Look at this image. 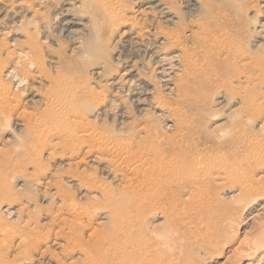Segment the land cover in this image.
<instances>
[{"label":"rangeland","instance_id":"obj_1","mask_svg":"<svg viewBox=\"0 0 264 264\" xmlns=\"http://www.w3.org/2000/svg\"><path fill=\"white\" fill-rule=\"evenodd\" d=\"M68 1L18 0L23 4L15 3V9H10L7 15L8 7L0 3L3 65L10 68L26 54L34 55L30 45L39 42L47 73L55 76L60 55L76 60L79 48L88 44L85 55L77 60L79 64L82 61L85 66H103L109 73L96 76L90 67L81 77L93 89L80 93L78 99L86 100L88 105L97 101L103 104V110H108L102 116L89 118L100 130L93 137L95 140L110 137L103 144L111 153L100 148L79 162L83 154L72 148L75 142H65L58 134L37 141L39 133L26 127V120L33 115L43 122L44 117L39 113L50 107L45 98L49 79L45 74H42L45 80L33 76L35 70L26 71L22 77L27 83L22 82L24 85L14 80L16 73L4 76L5 86L16 88V94L24 93L21 110L26 108L28 114L26 117L15 114L12 123L4 127L7 131H0L1 224L19 227L29 218L42 222L60 217L65 211L64 199L69 196L87 206L91 217L83 216L79 223L63 222L62 228L71 237L80 236L84 244L97 243L93 232L100 234L114 224L103 219L107 213L117 220L132 221L131 247L121 249L127 264H238L240 254L253 248L255 238L264 233V31L250 42L246 36L254 27L262 26L264 0H199L201 6L192 11L187 0H172V14L177 17L172 24L165 20V14L162 16L156 10L142 17L139 0H122L129 14L136 18L138 28H150L149 33L125 44L124 38L111 34L110 23L104 21L97 31L98 37L108 45L107 55L99 51L87 53L96 45L82 26L73 25L65 30L64 18L88 19V15H81L80 7L68 5ZM200 22L206 29L207 40L217 25L227 27L229 41L238 43L246 56L226 61L227 52L218 56L210 47L209 51H203L202 43L199 48L190 45ZM170 33H182L178 44L171 42ZM156 46L162 55L175 57L172 62L180 58L179 68L172 70L175 76L171 74V85L165 84L161 77L165 72L161 73L149 56ZM187 51L193 53L188 58ZM132 64L142 67L148 83L143 80L134 84L117 83L118 86L113 82L120 76L124 78L123 73ZM236 68L250 75L251 82H243L244 76ZM195 72L199 76H194ZM178 80H185L189 88L179 90L174 85ZM153 97L163 102V110L151 104ZM222 98L226 102L221 103ZM66 104L69 106L65 101L54 108ZM68 124L80 130L79 119L68 120ZM46 125L49 126V118ZM239 138L245 140L246 149L249 147L253 157L245 155L242 145L237 147ZM251 140L254 142L250 145ZM258 150L263 152L260 157H256ZM118 151L120 157H117ZM106 156L120 160L119 179L108 174L110 168L103 160ZM200 157L208 166L201 170L200 176L185 178L186 173L194 172ZM76 175L83 177L85 184ZM62 187H65L64 198L56 190ZM140 190L144 193L134 200L136 207L130 213L123 211L120 204H114L117 200L134 199ZM104 237H101L104 252L98 253L97 259L114 264L113 242L116 241L110 236ZM54 238L47 243L52 253L41 256L40 251L35 252L30 256L31 261L24 259V245L18 244V239L10 247L3 245L4 262L0 263L85 264L83 258H76V253L72 257L55 244L64 243L63 239Z\"/></svg>","mask_w":264,"mask_h":264},{"label":"bare ground","instance_id":"obj_2","mask_svg":"<svg viewBox=\"0 0 264 264\" xmlns=\"http://www.w3.org/2000/svg\"><path fill=\"white\" fill-rule=\"evenodd\" d=\"M16 1H18V0H16ZM16 1L15 0H1L0 1L1 4H4L8 7V8L6 7L8 9V11L6 12V15L11 11L10 9H12V11H13V9H15V8H13L15 3L18 5L23 4V2H16ZM62 1H64V0H62ZM139 1L141 2L140 3L141 6H140L139 10H140V14L142 17L144 15H147L149 13V11L156 10L158 13H160V15H162V16H163V14L166 15L164 17L166 21H170L171 24H172V22L173 23L175 22V19L177 17L172 14V5H171L172 0H139ZM47 2H48V0H47ZM56 3L58 5V2H56ZM66 3H68V5H70V6H75L76 8L80 7L81 12H82L81 15H88V19L86 17H84L85 20H83V21H81V20L78 21V20L71 19V18H64L62 20V25L64 26L65 30H68L73 25H80V26H82V28H84V30L88 31V34L91 35V42L93 43V45H96V46L87 53L91 52L93 54V53L99 51V52H102L103 55H107V51H108L107 46L108 45H106V43H104V41H102L98 37V31H97V29L100 28L101 25H103L104 21L110 23L109 27H110L111 34L117 35L120 38H124L123 41L125 42V44H126V42L132 43L135 40H140L143 35H147L149 33L150 28L149 29L147 27L138 28L136 18L133 17V15L131 16L129 14V11L126 8L125 4L122 2V0H69ZM187 3H188L187 4L188 6L192 7L190 9L191 11L193 9L194 10L199 9V7L201 6V1H199V0H187ZM50 5H52V4H50ZM50 5H49V7H51ZM68 7L69 6H67L66 8H68ZM18 9H20V8L18 7ZM15 11H17V10H15ZM42 11H44V10H42ZM66 11H67V9H66ZM198 11H200V10H198ZM19 12L21 13V11H19ZM19 12H17V13H19ZM38 12H39V10H38ZM61 13H63V10ZM61 13H57V14H59V16H60ZM67 13H68V11H67ZM63 14H65V13H63ZM61 16H62V14H61ZM57 18H56V20L55 19L54 20L57 21L58 20ZM87 22L90 24H88ZM188 23H189V21H188ZM262 23L263 24L260 28L255 29V27H254V31L250 30L246 34V36L249 39V42L252 38L256 37L262 29L264 31V22H262ZM44 25H47V24H44ZM144 25H146V24H144ZM43 26H42V29H43ZM215 29H216V31H214L212 33L211 37L208 39L210 41H208L207 40L208 37H207V35H205L206 29L203 28V25L200 22L199 26H198V30L196 32H194L193 35L190 34L192 36H195L193 44H190V45H194L196 48H199V44L202 43L203 51H209L208 48L210 47V49L215 51L214 54H216L218 56L225 55L223 53L227 52L228 54L225 55L226 61H228L230 58L231 59H237V58H243L246 56V52L244 51L243 48H241V46L238 43H235V42L232 43L229 41V37H228L229 34L227 33V29H228L227 27L225 28V26L221 27L220 25H217V27ZM168 35H169V39L172 40L171 42L173 44H178L181 40V37H182V33H175V34L170 33ZM161 37H163V36H161ZM43 40L44 39L42 38L41 41H43ZM191 40H192V38H191ZM160 44H161V41H160ZM149 45H153V44L151 43ZM149 45H147V48L150 47ZM30 47H31L30 51L34 55L29 56L28 54H26L25 56H23V58L18 59L17 60L18 62L15 61L16 64H14V62H13L12 65H14V66L10 65V68H7L6 65H3L5 63V60L2 58V49L0 48V128H1L0 131L1 130H2V132H5V130L7 131V129H5V128L7 125L12 123V119H13L15 114H18L19 117H26V115L28 114V111L26 108L23 107L21 110V100H22V95H24V93L21 92V93L16 94L14 92V89H16V88L11 87V85L5 86V84H3V77L4 76L7 77V75L9 76V74L12 75V74L16 73V74H14L15 76L13 77V78H15L14 80L16 82L18 81V82H21V84H23L24 78H22V77H24V74L26 73V71L31 73L35 70L34 74H32L33 76L37 75V77L40 76L39 77L40 79L43 78V80H45V78L42 76V74H45V76L49 79V82H50L49 86H48L49 88H48L46 95H45V98L48 101V104L50 105V107L48 109H44L42 112L39 113L41 116L44 117L43 122L38 118H34L33 115H31V117H29L28 119L26 118L27 119L26 120V127H28L33 133H36V134L39 133L38 136H36V140L42 141L43 139H47L49 137L53 138L56 136L55 134H58V135H60L59 138L61 140H65V142L66 141H72L71 143L75 142V144L72 146V148L73 149L77 148L75 151L76 153L81 152L83 154V157L79 160V162H82V160H84V157H88L89 155H92L96 150H98L100 148H102L103 151H107L108 153L109 152L111 153V151L107 150V148L105 147V144H103V140L104 139L108 140V139H110V137L106 138V137L102 136V138L100 140H95L93 137L97 136L100 133V130L96 127L94 121H92L91 118H89V116H95V117L96 116L99 117L100 115L102 116L106 112L107 109L103 110L102 109L103 107L101 108V106L103 104H101L97 101H95L93 105H91V104L88 105L86 100L80 101L78 99V95L80 93L86 92L92 88L89 85V82L86 79H83L81 77L83 74H85V73H87V71H89V69H90V67H92V65L88 64V66H85L82 64V61H81V64H79V62L77 61L78 58L81 59V57L85 55L84 52L87 51L89 45L84 44L79 48V51L77 52V55H76V57H77L76 60H74L73 58L67 57L66 55H60V59H59L60 62L57 61L56 62L57 66L55 65L57 67L55 76H51L52 73H47L46 67L42 61V56H43L42 45L39 42H34V43H32V46L30 45ZM154 47H153L152 52H151L152 54H150L149 56H151L153 58L154 65L155 64L158 65V69H160V72L161 73L165 72L164 76L161 74L162 75L161 77H164V81L166 82L165 84L171 85L172 84L171 83L172 75L174 74V76H175V73L172 70L173 69L175 70L176 67L179 68V65L177 66V62L180 61V58H179V60L177 59V60H174L172 62V58L174 59L175 57H169L166 55H162L161 49L158 46H156L157 48H154ZM144 50H145V48H144ZM186 54L187 55L185 57L188 58L193 53L190 51H187ZM128 67L129 68L126 70V72L123 73L124 78L120 76V78L114 79L113 82H115L116 84L117 83L124 84L127 82H129V83L131 82V84H134L135 82H141V81L145 80L144 70H142V67H138V66L133 65V64L128 66ZM91 70H92L93 74H96V76L99 75V76L103 77V76L108 75V73H109L108 71H106L104 69L103 66L102 67H92ZM235 70L239 74L244 76L243 82H245V83L251 82V76L248 74H244L243 69L236 68ZM157 71H159V70H157ZM185 71H187V70H184L183 72H185ZM194 76H199V73L195 72ZM143 83L146 84L145 82H143ZM24 84H27V83L25 82ZM140 84L141 83H138L137 85H140ZM174 85H176V87L179 90H182V89L186 90L189 88V84L187 85V82L185 80L183 82L178 80V82H176V84H174ZM15 86L18 87L19 85H15ZM20 87H21V85H20ZM172 88H173V86H172ZM129 92H127V93L129 94ZM116 94H118V93H116ZM139 94H141V93L139 92ZM33 97H35V95H33ZM145 99H146V97H145ZM31 100H32V97H31ZM148 100H150V99L148 98ZM225 100H227V99L222 98V101H220V102L222 103ZM65 101L68 103L69 106H67V104H66L63 107H59L57 109L54 108L55 105L59 106L61 103H63V102L65 103ZM149 103H150V101H149ZM151 104L152 105L154 104L155 108L160 109V110H163L165 107L163 102L157 97H153V101ZM71 106H74V107L76 106V109H72ZM142 110H144V109H142ZM233 112H234V110H233ZM175 114H177V113H175ZM48 118H49V126L46 125V120ZM72 119H74V120L79 119L80 130H76V129L71 128L69 126L68 120H72ZM18 125L23 126V124H18ZM100 136H101V134H100ZM252 136H257V135H256V133H252ZM249 142L251 145V143L254 141L251 140ZM237 144H238L237 147H240L241 145L244 147L243 152L245 153V155L247 157L249 155L253 154V153H251L249 147L246 149L247 144H245V140H241V138H239V140L237 141ZM119 151L117 152V157L119 155H121V154H119ZM121 153H122V151H121ZM260 155H263V152L258 150L256 152V157L257 156L260 157ZM251 156L253 157V155H251ZM96 158H97V156H96ZM114 159L107 158V156L105 158H103V160L107 162L108 168H110L108 170L106 167V169L109 171L108 174L109 173L113 174V178L117 179L121 173L118 171L122 167L120 166V162H118L120 160H116V159L114 160ZM202 159L203 158L200 157V159L196 163V167H195L194 172L186 173L184 175L185 178L191 177V176H194V178H195V177L200 176V174L202 172L201 170H204L208 166L207 161H204ZM228 162L229 161H227V164H228ZM218 166H220V165H218ZM122 176H123V172H122ZM75 177H76V179L78 178L83 184H85V182L83 181V179H84L83 177H80V175H76ZM179 178H180V176H179ZM56 190L60 192V194L63 198L66 197L65 187H62V188H59ZM142 193H144V191L140 190L139 192L134 194L135 195L134 199L119 200V201L117 200L114 202V204L115 205L120 204V206L123 208V211H125L126 213H130L132 208L136 207V205L133 204L134 200ZM107 196H108V194H107ZM127 201H129L131 204H127L126 203ZM62 206H63L65 211L61 212L60 217L57 216L54 219L53 218L52 219L46 218V220H43L42 222L35 220V219H32V218H29L28 220H25V222L21 226L12 227L10 224H5V225L1 224V221H0V262H4V260L2 259V256L4 255L2 246L6 245V247H10L11 243L14 242L16 239H18V244L24 245L23 247H24L25 252H26L24 259L25 260L29 259V261H31L32 258L30 256H32V254L35 252L40 251L41 256H46L48 254H51L52 253L51 247L48 246L47 243L49 241H51L53 237H55L56 239L58 237H60V240L63 239L64 243L60 244V242L59 243L55 242V244L57 246L59 245L60 247L62 246L64 248V250H66L67 252L72 254V257H74V254L76 253L77 254L76 258L78 260L83 258L85 264H104V261L97 259V255H98V253L104 252V250H102V248H101L102 243H103L101 240V237L105 238L104 236H110L112 240L116 241V242H113V244H115L113 246V255L115 257L114 258V264H127V262L124 261L125 256L123 255V252L121 251V249H122V247L123 248H127V247L130 248L131 247L130 238L132 237L131 234L134 231V226L132 225L131 220H117L116 218H113L111 213L105 214V216H103V219H105L106 221L112 220L114 222V224L104 228L100 234H98L96 231L93 232V235H95V237H96L97 243L88 242L87 244H84L82 241V238L80 236H74V237L72 236L71 237L70 232H64L63 228H62V223L63 222H71L70 224H72V223H76V222L77 223L82 222L83 216L88 217V218L91 217L90 209H88L87 206L85 208V206H83L80 202H78L74 199H70L69 196L64 199ZM57 215H59V214H57ZM36 226H39L40 228L39 229L37 228V230H36ZM70 240H72L74 242V245L71 246ZM255 240H256V242H255V245L253 246V248H250V249L244 251V253L240 254L238 264H264V233H262L261 236H257L255 238ZM3 242H5V243H3ZM42 245H45V248H42ZM80 245H84V247H82ZM141 252L144 253L145 251H141ZM68 254L66 253L67 256H70ZM143 258L144 259L146 258L145 254L143 255ZM74 261H77V260L74 258Z\"/></svg>","mask_w":264,"mask_h":264}]
</instances>
